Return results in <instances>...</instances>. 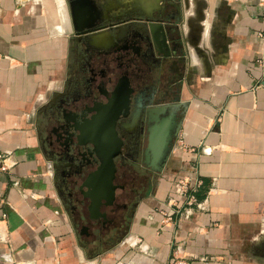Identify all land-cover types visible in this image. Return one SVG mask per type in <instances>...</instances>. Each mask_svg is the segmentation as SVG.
<instances>
[{
  "label": "crops",
  "instance_id": "0c3cea01",
  "mask_svg": "<svg viewBox=\"0 0 264 264\" xmlns=\"http://www.w3.org/2000/svg\"><path fill=\"white\" fill-rule=\"evenodd\" d=\"M57 1L0 0V150L11 153L0 171V264H264L241 249L264 233V86L254 64L264 0H199L203 27L189 28L197 42L186 44L168 102L155 104L179 116L161 178L152 177L127 237L96 255L40 149L41 107L68 45ZM183 169L187 191L176 185Z\"/></svg>",
  "mask_w": 264,
  "mask_h": 264
},
{
  "label": "flooded vegetation",
  "instance_id": "af4514ba",
  "mask_svg": "<svg viewBox=\"0 0 264 264\" xmlns=\"http://www.w3.org/2000/svg\"><path fill=\"white\" fill-rule=\"evenodd\" d=\"M63 6L65 61L73 69L68 85L41 108L39 142L60 200L91 250L126 231L132 207L152 184L150 138L171 114L155 104L170 99L169 83L188 60L186 44L197 42L189 28L202 29L203 13L199 0H63ZM173 134L169 127V148ZM108 158L112 175L96 174ZM96 191L102 192L97 212Z\"/></svg>",
  "mask_w": 264,
  "mask_h": 264
},
{
  "label": "rangeland",
  "instance_id": "374dc122",
  "mask_svg": "<svg viewBox=\"0 0 264 264\" xmlns=\"http://www.w3.org/2000/svg\"><path fill=\"white\" fill-rule=\"evenodd\" d=\"M32 1V0H30ZM45 1V0H44ZM57 1V0H56ZM58 2V1H57ZM61 5H63V0H61ZM202 12H203V8L201 9ZM59 13V11H58ZM57 13V18L58 20H62L63 22H61L63 24V27L65 26V22H64V19H61L62 17V13ZM203 19L205 20V17H203ZM65 60L67 59V56H65L64 58ZM73 69V67L69 66L67 64V61L65 62V65H64V69L60 72V76L62 79L59 81V77L56 78V82L54 84V89L52 90L51 89V98L48 99L46 101V103L42 106L43 108L46 107L48 108V104L49 102L51 101V99L59 92L61 91L62 89H64L63 87L64 86H67L68 85V82H69V78H70V72L71 70ZM41 107V108H42ZM42 110V109H41ZM169 153H170V150H169ZM159 165V164H158ZM187 169V168H186ZM186 169L182 172V174L180 176H178L176 178V185L179 186V188L181 189V184L182 183H187L190 181L189 177L186 175ZM182 170V168H181ZM193 170H195V167H193ZM162 171V169H161ZM167 172V171H166ZM160 171H157L156 169H154V174L152 177H158L161 178V176L159 175ZM153 179V178H152ZM145 197V195H143L138 203H136L133 207H132V213H131V216H133V213L136 211V209L138 208V205L139 203L143 200V198ZM183 200V198L181 199ZM178 203V202H177ZM180 204V203H179ZM132 218V217H131ZM126 232H127V228H126V231L125 232H122L121 234H118L117 236H115L114 240H111L110 242H108V244L102 246V247H99V248H94V249H89L87 248V251L89 254H92V253H95L93 255H96V253H100L101 251H105L107 249H110L111 247H114L115 245L121 243V241H123V239H125V236L126 235ZM79 240L80 242L83 244V242L85 241L83 237H79ZM263 242H264V233L261 234V236L256 240V242H252L250 239L249 241L243 243L241 245V249H243L244 251L248 249V253L249 255H253L254 257H257L259 261H263L264 262V247H263ZM132 243V242H131ZM138 244H134L133 243V247L137 248ZM148 250V249H147ZM91 252V253H90Z\"/></svg>",
  "mask_w": 264,
  "mask_h": 264
},
{
  "label": "water",
  "instance_id": "95a60500",
  "mask_svg": "<svg viewBox=\"0 0 264 264\" xmlns=\"http://www.w3.org/2000/svg\"><path fill=\"white\" fill-rule=\"evenodd\" d=\"M175 115L176 113L173 109L170 114V119H168L169 121H166L164 124L157 125L150 138L149 148L151 149L153 153L152 163L154 165V169H156L157 171H161V169L165 166L167 157L169 155L170 148H169V145L167 146L166 139H165L168 134V128L169 127L174 128L173 138L176 137L178 129H179V123L177 120H175ZM156 163H159V165L155 166ZM102 169L109 170L111 173L110 175H112V172H113L112 160L108 158V160L102 161L101 164L98 166V168L95 170L96 174H101ZM93 178L96 181V184H99V183H101L102 185L104 184L103 182L99 181L101 179L100 175H99V178H97L95 175L93 176ZM111 178H112L111 176H108L106 179V182L108 183L109 186L111 183ZM110 187H111L110 198H113V195H114L113 186L111 185ZM101 197H102V192L101 193L97 192L95 193V198L92 199L91 207L96 212L101 203Z\"/></svg>",
  "mask_w": 264,
  "mask_h": 264
},
{
  "label": "built area",
  "instance_id": "2783aa9c",
  "mask_svg": "<svg viewBox=\"0 0 264 264\" xmlns=\"http://www.w3.org/2000/svg\"><path fill=\"white\" fill-rule=\"evenodd\" d=\"M258 35L263 40L262 49L255 59V67H257L260 70V78L256 81V86H264V34L258 33ZM11 153L6 150H0V171H7L10 168V164L7 162V159ZM193 170V169H192ZM192 172V171H191ZM181 190L187 191L188 189V182L181 184ZM194 190V189H192ZM192 198V196H191ZM187 202V199L185 200ZM179 212V210L177 211ZM5 214H2V217H4Z\"/></svg>",
  "mask_w": 264,
  "mask_h": 264
},
{
  "label": "bare ground",
  "instance_id": "6f19581e",
  "mask_svg": "<svg viewBox=\"0 0 264 264\" xmlns=\"http://www.w3.org/2000/svg\"><path fill=\"white\" fill-rule=\"evenodd\" d=\"M152 2H154V1H152ZM152 2H151V3H152ZM148 3H149V2H148ZM154 3H155V2H154ZM156 31H157V30H156ZM100 43H101V42H100ZM159 218H160V217H159Z\"/></svg>",
  "mask_w": 264,
  "mask_h": 264
}]
</instances>
